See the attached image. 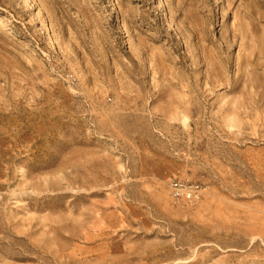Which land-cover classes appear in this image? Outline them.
<instances>
[{
	"label": "rangeland",
	"instance_id": "1",
	"mask_svg": "<svg viewBox=\"0 0 264 264\" xmlns=\"http://www.w3.org/2000/svg\"><path fill=\"white\" fill-rule=\"evenodd\" d=\"M0 264H264V0H0Z\"/></svg>",
	"mask_w": 264,
	"mask_h": 264
},
{
	"label": "built area",
	"instance_id": "2",
	"mask_svg": "<svg viewBox=\"0 0 264 264\" xmlns=\"http://www.w3.org/2000/svg\"><path fill=\"white\" fill-rule=\"evenodd\" d=\"M167 191L174 205L193 206L200 201L205 188L198 182L174 178L167 183Z\"/></svg>",
	"mask_w": 264,
	"mask_h": 264
}]
</instances>
